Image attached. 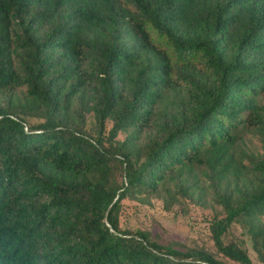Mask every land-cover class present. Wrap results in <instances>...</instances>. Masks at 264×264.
I'll return each instance as SVG.
<instances>
[{
  "label": "trees",
  "instance_id": "1",
  "mask_svg": "<svg viewBox=\"0 0 264 264\" xmlns=\"http://www.w3.org/2000/svg\"><path fill=\"white\" fill-rule=\"evenodd\" d=\"M263 99L264 0H0V264H264ZM200 178L213 251L121 229Z\"/></svg>",
  "mask_w": 264,
  "mask_h": 264
},
{
  "label": "rangeland",
  "instance_id": "2",
  "mask_svg": "<svg viewBox=\"0 0 264 264\" xmlns=\"http://www.w3.org/2000/svg\"><path fill=\"white\" fill-rule=\"evenodd\" d=\"M261 103L264 105V101ZM28 123L35 125L36 122L30 120ZM118 139H122V135H119ZM240 149L245 157L248 156L243 159V164H249V157L251 161L263 159L261 144L256 136L246 134ZM198 188L203 190L201 202L196 203L192 198L176 196V201L167 211L163 208L162 195L144 199L142 203L124 201L119 214L121 229H140L149 233L150 237L160 244L173 242L185 248L197 246L213 251L209 241L208 225L213 216L219 214V208L212 201L211 190L205 179L200 178ZM199 194L195 190L194 199L197 200ZM262 222L264 225V218ZM224 242L239 244L246 251L251 264H259L251 250L248 236L239 224H233L229 228L224 236ZM214 256L223 264H236L221 255L214 254Z\"/></svg>",
  "mask_w": 264,
  "mask_h": 264
}]
</instances>
